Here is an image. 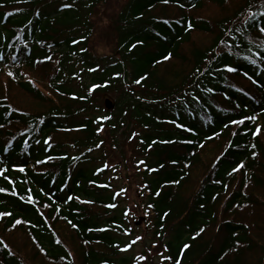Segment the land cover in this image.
<instances>
[{
  "label": "trees",
  "instance_id": "16d2710c",
  "mask_svg": "<svg viewBox=\"0 0 264 264\" xmlns=\"http://www.w3.org/2000/svg\"><path fill=\"white\" fill-rule=\"evenodd\" d=\"M104 4L0 0V264H28L4 238L15 229L41 264H129L119 249L129 211L105 179L120 170L104 151L107 131L127 133L131 124L141 129L135 151L150 232L166 240L169 263L264 264L249 221L264 209L249 191L264 186V0H128L111 20L114 54L98 57L92 16ZM169 6L179 14L154 12ZM207 6L224 14L206 17ZM195 32L210 41L192 44ZM175 61L178 72L161 68ZM5 65L18 80L4 76ZM22 69L38 72L57 100ZM15 86L41 111L14 105ZM107 92L117 95L112 111L101 105ZM211 144L220 154L193 189V169ZM98 152L99 169L80 168L102 161Z\"/></svg>",
  "mask_w": 264,
  "mask_h": 264
},
{
  "label": "rangeland",
  "instance_id": "374dc122",
  "mask_svg": "<svg viewBox=\"0 0 264 264\" xmlns=\"http://www.w3.org/2000/svg\"><path fill=\"white\" fill-rule=\"evenodd\" d=\"M127 1L128 0H107V4L100 6L96 10L95 15L92 16L94 31L90 40V49L94 55L98 57H111L110 55L114 54L116 33L113 26L111 25V20L115 19L116 11L120 10ZM233 2L234 1H230V9ZM154 12L158 13L159 15L168 14L169 16L179 14L178 10L171 6H169V9H164L162 11L161 7H158L154 10ZM225 13H227V11H225ZM203 14L206 17L217 19L224 13L216 7L207 6ZM210 38V35L195 32L192 34L191 42L194 45H205L210 41ZM189 51V46L185 45L183 54H185L186 59L188 58L187 53ZM182 63L184 64V59ZM161 68H165V70H167L170 74H174L175 72H178L180 69H182L183 65H180L178 61H175L174 63H168ZM16 71V68L5 65V69L2 73L4 76L11 78L12 81H15L18 80V78L15 76ZM22 74H24L28 80L35 82L38 89L45 92L47 96H52L54 100H57V94L55 92H51L48 83L40 78L38 72L30 69H22ZM90 76V74H86L84 76V84L86 81H90ZM71 86L76 87L78 90L80 89V85L77 80H73L71 82ZM8 96L14 105L21 107L26 111L40 112L42 109V107L38 106L30 96L18 90L16 86L13 87ZM116 97L117 95L113 92L110 94L108 92L105 93L101 98L102 107L105 108L104 102H106V100L116 103ZM111 108L114 110L115 104L113 107L111 106ZM131 125L132 129L128 130L127 133L123 131L122 133L118 134L114 132L109 134V131H107V135L105 137L106 147L104 152H106V154L112 158L115 166H117L120 170L117 171L116 169H112L105 175V179L110 183L113 179V187L116 193V199L122 208L129 211V232L125 238H121L122 244L124 247H126L123 248L124 251L121 255L129 258V264H170L165 248L166 240L155 237L150 232V224L147 219V201L145 199L147 192H145V187L140 176L141 173L137 171L140 158H137L139 155L138 152L135 151L138 145L139 131H141V129L135 124ZM133 129H135V134L132 135L133 137H129ZM76 133V131L67 134L64 132H59L56 134L55 140H58V138L69 140L70 138L74 137ZM114 134H116L115 139H113ZM114 140H117L115 144ZM214 147L215 145L211 144L208 149H205L204 152H202L201 163L195 166L193 169V189L195 186L199 185L201 178L206 173L210 163L213 162V160H215V158L220 154L215 151ZM102 154L103 152H98L92 156L95 158L100 157L102 159ZM103 164L104 160L102 159L101 161L98 159V162L92 161L81 165L80 168H83L86 171L94 172ZM249 191L251 193H255V195L264 201V186L260 188V190L254 188ZM257 211L261 212H257L256 215L250 213L252 216L249 217V221L251 219L255 224V226H251V228L253 229V234L257 241L260 244L261 242L264 244V209L258 207ZM57 231L64 239L65 243L71 247L72 251L74 248L77 250V241L74 237H71L66 228L60 227ZM3 235L8 244L12 247L13 251L25 261H27L28 264H41L43 260L40 257H36V248L26 238V236L18 232L17 229L10 231L9 233H4ZM250 259L252 262L255 261V257H250Z\"/></svg>",
  "mask_w": 264,
  "mask_h": 264
},
{
  "label": "water",
  "instance_id": "95a60500",
  "mask_svg": "<svg viewBox=\"0 0 264 264\" xmlns=\"http://www.w3.org/2000/svg\"><path fill=\"white\" fill-rule=\"evenodd\" d=\"M110 107V105H108Z\"/></svg>",
  "mask_w": 264,
  "mask_h": 264
}]
</instances>
